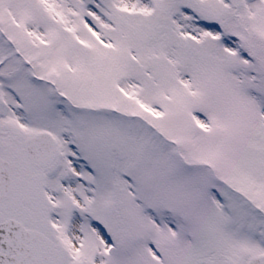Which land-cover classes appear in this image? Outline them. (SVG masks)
<instances>
[{
  "label": "snow or ice",
  "instance_id": "snow-or-ice-1",
  "mask_svg": "<svg viewBox=\"0 0 264 264\" xmlns=\"http://www.w3.org/2000/svg\"><path fill=\"white\" fill-rule=\"evenodd\" d=\"M0 264H264V0H0Z\"/></svg>",
  "mask_w": 264,
  "mask_h": 264
}]
</instances>
